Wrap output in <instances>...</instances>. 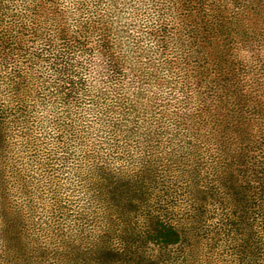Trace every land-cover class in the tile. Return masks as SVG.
I'll return each mask as SVG.
<instances>
[{
    "label": "trees",
    "instance_id": "16d2710c",
    "mask_svg": "<svg viewBox=\"0 0 264 264\" xmlns=\"http://www.w3.org/2000/svg\"><path fill=\"white\" fill-rule=\"evenodd\" d=\"M60 4L0 0V264L58 249L11 194L61 161L92 224L64 264H175L208 232L264 264V0Z\"/></svg>",
    "mask_w": 264,
    "mask_h": 264
},
{
    "label": "rangeland",
    "instance_id": "374dc122",
    "mask_svg": "<svg viewBox=\"0 0 264 264\" xmlns=\"http://www.w3.org/2000/svg\"><path fill=\"white\" fill-rule=\"evenodd\" d=\"M12 1L15 2L16 0ZM59 1L63 7L69 5V0ZM15 5H18V3H15ZM1 89L2 87H0V91H2ZM2 102L5 103L3 99ZM34 135L38 136L35 133ZM18 149L20 151L24 148L20 147ZM30 152L34 154L32 150H25L19 156V159L22 160V157H24V161L27 160L26 155ZM30 156L31 158L37 157L35 154ZM49 164V162H46L45 167L49 168L37 173L34 170V163L26 167L25 175L30 179V182L26 184L24 190L15 189L11 197L14 202L23 206L24 203L29 201L26 206L28 216L26 223L29 236L33 238L29 240L30 244L36 246V241H38L39 245L47 248H58L56 251H51L52 254H48L50 252L42 254L38 259H45V262L40 264H64L63 260H68V255L63 252L60 246L64 241L63 237L72 230L71 234L80 239L76 243H81L80 245L84 246L86 243L85 235L87 231L89 232L88 226L90 227L92 224L90 220L89 224L87 223L86 216L80 217V220L77 219V207L84 204L86 194L84 193V185L80 189L76 186V174L71 169V165L65 161L63 163L62 161L56 162L54 166H49ZM14 179L16 178L14 177ZM77 191H80V194ZM215 223H217V220L213 218L206 221L205 225L208 226V229H211ZM86 225H88L87 230ZM77 227L82 229V232H75ZM210 236H212L210 232L202 234L196 242L198 245L195 244L193 248L184 243L181 247L174 249L172 256L176 258L175 264H237L233 250L230 248L232 243L229 238L226 237V240L223 237L215 238L214 236V244V241L209 239ZM74 254H79L84 258L88 257L87 253L81 248ZM70 255L72 256V254Z\"/></svg>",
    "mask_w": 264,
    "mask_h": 264
}]
</instances>
